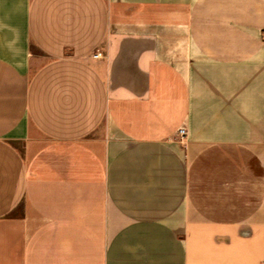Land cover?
Wrapping results in <instances>:
<instances>
[{"label": "crops", "instance_id": "obj_1", "mask_svg": "<svg viewBox=\"0 0 264 264\" xmlns=\"http://www.w3.org/2000/svg\"><path fill=\"white\" fill-rule=\"evenodd\" d=\"M263 31L264 0H0V264H264Z\"/></svg>", "mask_w": 264, "mask_h": 264}, {"label": "built area", "instance_id": "obj_2", "mask_svg": "<svg viewBox=\"0 0 264 264\" xmlns=\"http://www.w3.org/2000/svg\"><path fill=\"white\" fill-rule=\"evenodd\" d=\"M262 39L264 40V31L262 32ZM177 139L182 141L186 136V130L184 128H179L176 132Z\"/></svg>", "mask_w": 264, "mask_h": 264}]
</instances>
